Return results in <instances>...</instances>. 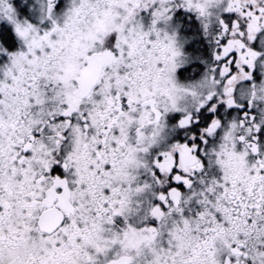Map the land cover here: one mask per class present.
I'll return each mask as SVG.
<instances>
[{
  "label": "snow or ice",
  "instance_id": "obj_1",
  "mask_svg": "<svg viewBox=\"0 0 264 264\" xmlns=\"http://www.w3.org/2000/svg\"><path fill=\"white\" fill-rule=\"evenodd\" d=\"M0 264H264V0H0Z\"/></svg>",
  "mask_w": 264,
  "mask_h": 264
}]
</instances>
